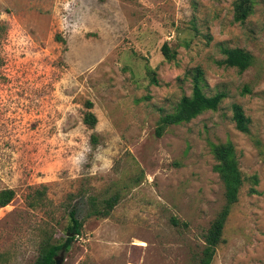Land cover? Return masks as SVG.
Instances as JSON below:
<instances>
[{"label": "rangeland", "instance_id": "1", "mask_svg": "<svg viewBox=\"0 0 264 264\" xmlns=\"http://www.w3.org/2000/svg\"><path fill=\"white\" fill-rule=\"evenodd\" d=\"M233 3L0 0V191H14L0 207V264H33L44 227L63 237L74 204L82 231L61 264H193L224 205L211 144L227 141L247 180L211 264H264V0L244 22ZM224 47L253 64H220ZM196 67L204 93L225 98L156 136ZM116 194L107 216L87 215L89 197Z\"/></svg>", "mask_w": 264, "mask_h": 264}, {"label": "trees", "instance_id": "2", "mask_svg": "<svg viewBox=\"0 0 264 264\" xmlns=\"http://www.w3.org/2000/svg\"><path fill=\"white\" fill-rule=\"evenodd\" d=\"M254 0H234L233 3V20L235 22H244L253 10ZM163 55L167 60H172L174 54L168 46H162ZM223 59L220 64L235 67L242 72L253 64V56L242 48L224 47L222 49ZM192 90L190 95L182 96L175 108L168 113L160 116L154 134L161 136L165 128L169 125H177L189 122L199 114L205 111H215L226 94L223 91L216 92L213 95H206L203 91V71L196 67L191 72ZM90 105V103H89ZM232 120L237 130L242 133H249V118L245 115L240 104H232ZM97 122V118L91 111L84 115V123L93 128ZM211 151L216 160L214 170L217 172L224 189V205L217 213L216 217L210 224L204 234V244L200 253L196 256L193 264H211L216 247L222 241V234L225 222L230 213L232 206L238 200L239 191L247 180L239 168L238 159L231 142L211 144ZM253 184L258 183L256 175L249 177ZM40 192V191H36ZM255 189L251 187L249 193H254ZM14 191L12 189H4L0 191V207L7 205L13 198ZM38 195H30L27 200V206L34 208ZM35 201V202H34ZM118 201V195H111L100 201L91 196L87 199L89 209L87 215L107 216L110 210ZM90 210V211H89ZM68 222L64 227L63 237H56V229L51 227L42 230V238L38 244V253L33 264H56L55 257L62 251L67 252L68 247L76 236L82 231L83 223L77 216L76 205H70L67 210Z\"/></svg>", "mask_w": 264, "mask_h": 264}, {"label": "water", "instance_id": "3", "mask_svg": "<svg viewBox=\"0 0 264 264\" xmlns=\"http://www.w3.org/2000/svg\"><path fill=\"white\" fill-rule=\"evenodd\" d=\"M63 257H64V251H62L57 257H55V263L61 264V262L63 261Z\"/></svg>", "mask_w": 264, "mask_h": 264}]
</instances>
